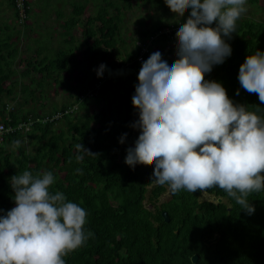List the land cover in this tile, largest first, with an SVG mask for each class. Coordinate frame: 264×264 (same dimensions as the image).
Instances as JSON below:
<instances>
[{
	"label": "trees",
	"instance_id": "16d2710c",
	"mask_svg": "<svg viewBox=\"0 0 264 264\" xmlns=\"http://www.w3.org/2000/svg\"><path fill=\"white\" fill-rule=\"evenodd\" d=\"M15 4L16 0H7L18 22ZM36 5L43 9L46 4ZM24 6L27 21L32 13L29 0H24ZM92 6L84 20L77 17L86 11L84 5L74 6V17L66 21L63 13L56 11L57 25L45 30L50 42L61 39L69 44L72 40L70 51L82 57L80 64L87 70L74 78L79 85L84 84L83 89L76 90L74 102L59 108L53 105L42 113L38 112L44 109L42 97L41 102H35L39 107L35 111L8 109L9 97L17 93L14 84L6 86L5 81L16 72L10 66L19 59V43L27 41V50L37 46L34 59L27 62L29 68L20 73L26 80L33 70L31 81L38 85V90H27L29 82L24 85L23 90L30 91L25 103L35 99V92L46 95L49 87L45 83L51 88V82H62L60 76L66 72L67 59L60 58L67 52L57 44L58 48L52 49H59L56 61L47 62L44 56L39 61L44 54L39 44L41 34L34 35L26 22L21 30L9 34L0 24V124L15 128L19 123H28L26 131L4 135L0 143V214L14 207L10 187L13 175L51 171L55 176L51 191L63 192L68 200L87 210L84 229L92 233L81 247L64 257L66 264H264V191L249 195L255 212L248 215L219 187L206 193L181 190L173 194L167 185L152 183L153 162L137 161L133 166L125 159L128 145L135 142L141 130L135 123L139 107L131 104L139 69L158 45L163 46L164 55L176 53L178 35L169 41L167 32L177 27L173 20L176 9L167 0H101ZM246 6L247 14L237 21L236 32L225 38L232 55L214 66L205 79L221 83L234 103L264 109L258 94L244 90L237 78L245 58L256 50L264 51V0H248ZM133 7L152 13L135 21L137 30H127L126 37H122L127 11ZM189 12L182 14L183 23ZM257 15L262 17L257 19ZM78 23L83 26L72 33V25L76 27ZM2 47L8 53L2 52ZM101 64L106 68L98 77ZM92 102L101 105L100 110L91 109ZM125 133L121 144L119 139ZM79 143L93 155L78 161L75 146ZM202 194L216 201L201 199ZM163 195L167 197L160 201ZM146 200L152 209L145 207ZM215 237L214 243L205 244V240ZM194 255L198 257L196 263L191 262Z\"/></svg>",
	"mask_w": 264,
	"mask_h": 264
},
{
	"label": "clouds",
	"instance_id": "9594fccd",
	"mask_svg": "<svg viewBox=\"0 0 264 264\" xmlns=\"http://www.w3.org/2000/svg\"><path fill=\"white\" fill-rule=\"evenodd\" d=\"M167 3L181 14L190 12L184 23L167 31L169 41L178 35L177 58L170 60L158 45L139 69L131 104L139 107L135 123L141 130L125 159L133 166L153 162L152 183L167 185L173 194L219 187L251 215L255 207L249 195L264 191V109L234 103L221 83L205 79L232 55L225 38L236 32L248 0ZM105 68L99 66L98 77ZM237 78L264 102V51L248 55ZM75 147L78 161L93 155L82 143ZM10 180L14 207L0 214V264H66L64 257L92 235L84 229L87 210L63 192L51 191V171H24Z\"/></svg>",
	"mask_w": 264,
	"mask_h": 264
},
{
	"label": "rangeland",
	"instance_id": "374dc122",
	"mask_svg": "<svg viewBox=\"0 0 264 264\" xmlns=\"http://www.w3.org/2000/svg\"><path fill=\"white\" fill-rule=\"evenodd\" d=\"M50 0H44L43 3H45L47 6L49 4ZM54 3L60 4L58 11H61V13H63L64 15V21L69 20L73 14H74V6L76 7H80L83 6L86 7V11L84 13H82L80 16H77L78 18L80 17L81 20H84L83 16L84 14H90L91 10H93V4H95L96 2L98 3L101 0H53ZM63 3V4H62ZM7 4H1L0 3V24L2 23L3 18L5 17V13L7 12L5 7ZM44 5V6H46ZM247 10L245 13H243V15L247 14L248 11V6H246ZM49 9L51 8H46L43 12V18L47 23V26H56L57 23H52L50 22V20L52 18H49V13L51 12ZM152 10H148L147 9H142L139 10L137 9V7H133L132 10L127 11L128 14V18L126 20V24L124 25V28L122 30V37H126V31L128 30L129 33H132L133 31L137 30V27L135 26V21H140L141 19H143L146 15L147 12H151ZM56 13V10H53V14ZM59 13V12H57ZM183 14V13H182ZM182 14L179 12L178 9H176V13L174 16V23L176 24H180L183 23L182 19ZM74 17V16H73ZM262 16L261 15H257L256 18L260 19ZM30 18L32 21V30L35 32L36 31V26H35V21L37 18V15L34 14L33 12L30 14ZM60 22H62L60 20ZM15 29H22V26H17L14 22L13 25ZM83 26V23H78V25H76V27H74L72 25L71 29H72V33H75L73 30H78L77 27H81ZM31 37L33 36V34L30 35ZM41 39L39 41V44L43 45V52L44 54L38 57L42 58L43 56L46 57L47 62L50 61H56L58 59L57 56V52L58 50L52 51V49H56L58 48V46H62V49H65L64 51L67 52L66 56L61 57L60 60L62 59H67V66L65 67V74H61L60 78L62 79V82H51L52 86L50 88V86L45 83L44 85L49 87V91L45 93L41 94V91L35 92L36 97L38 96V98L32 99L33 101L31 102H27L25 103L24 100L26 99V96L29 95L30 91H27L28 89H32V90H38V85L36 83V81H31V77H33L32 74H34V71H31V75L26 77V80L24 79V77H21L20 73L22 71L26 70L29 68L27 67V62L29 60L32 61V58L34 55V53L32 51L27 52L25 50L26 47L28 46H24L25 43H27V41L25 40H21V42L19 44H21V55H19V59L15 60L14 63L10 66V70H15V73H11L8 80H6V86H11V84H14L13 89L14 92L17 94H14L13 96L15 97H9L10 99L8 100V109H17L18 111H26V110H32L35 111L36 109H39L38 104H36L35 102H41V97L43 98V100H45L43 102L44 105V109L38 111L39 113H42L44 111H49L51 110L52 106L54 105L55 107L59 108L62 104H69L71 102H74L75 100V96L77 91H79L80 89L84 88V84L79 85L78 83H76V77H80V75H83V72L86 71L87 69L84 67V65L80 64L82 57L81 56H73V51L71 52L70 50L73 49V41L71 40L69 44L64 43L61 39H58L57 41H53L50 42L47 38L45 33L41 34ZM29 42L31 43L32 41H30V39H28ZM81 40H83V38H81ZM13 41H15L13 39ZM12 41V42H13ZM17 42V41H16ZM58 44V46H56ZM56 46V47H54ZM54 47V48H53ZM19 50V48H18ZM20 51V50H19ZM2 52L8 53V50L5 47H2ZM170 59L175 60L176 57V53H173L172 55L168 56ZM36 58V57H35ZM40 61V60H39ZM54 64V63H53ZM63 65V64H61ZM32 69V68H31ZM57 72H61L60 70H56ZM56 76V74H55ZM86 76V75H85ZM84 77V76H82ZM34 78V77H33ZM56 78V77H54ZM74 79V80H73ZM25 80V81H24ZM63 81L65 83H63ZM29 82V83H28ZM27 90L26 88L23 90L24 85L27 84ZM56 84H60V85H56ZM51 89V90H50ZM77 90V91H76ZM54 91H58L56 95H53L52 92ZM26 93V94H25ZM26 95V96H25ZM41 95V96H40ZM92 107H90L93 110H100V106L101 105H97L95 103L92 102L91 104ZM90 109V110H91ZM11 148V147H10ZM26 148L28 150H31L30 144H26ZM149 194V191H148ZM166 195H163L160 198V201L166 199ZM204 200H209L212 202H215L216 199L214 197L211 196H207L205 194H202V198ZM145 207H147L148 209H152V207L149 205V203L147 202V200L144 202Z\"/></svg>",
	"mask_w": 264,
	"mask_h": 264
},
{
	"label": "crops",
	"instance_id": "0c3cea01",
	"mask_svg": "<svg viewBox=\"0 0 264 264\" xmlns=\"http://www.w3.org/2000/svg\"><path fill=\"white\" fill-rule=\"evenodd\" d=\"M43 1L44 0H29L30 9H31L30 12H33L34 14L37 15V18H36V21H35L36 31L34 32L32 30L33 24H32V21H31L30 17H29V20H28V23H27L26 26H28V29L32 33H34V35L46 33L45 30L48 29V28L49 29L51 28V26H47L48 22H46L44 20V18H43V12H44V10L47 7L51 8V9H49L51 12L49 13L48 16H49V18H52L50 20V22L52 24L55 23V19H56V15H57L56 13L53 14V10H56L57 12H59L58 9H59L60 4L56 5V3H54L53 0H50L48 6L47 5L44 6L43 9L42 8H38V5H36V4L37 3H41L42 4ZM0 3L1 4H7V0H0ZM5 9H6L7 12L5 13V17L3 18L2 23H1L2 28L4 27L3 32L8 33V34L9 33H16L17 32L16 30H21V29H15L14 26H12L13 22H14L13 13H12L11 10H9L8 5H6ZM13 39H15V38H13ZM29 48L30 49H28V50L25 48V50L27 52L32 51L34 53V51L37 49V46H34V48L32 46H30ZM19 50H20L19 51L20 52L19 55H21L22 51H21V49H19ZM34 55H36V54L34 53ZM0 64H2V61L0 62Z\"/></svg>",
	"mask_w": 264,
	"mask_h": 264
},
{
	"label": "built area",
	"instance_id": "2783aa9c",
	"mask_svg": "<svg viewBox=\"0 0 264 264\" xmlns=\"http://www.w3.org/2000/svg\"><path fill=\"white\" fill-rule=\"evenodd\" d=\"M16 8H17V11H18V15H19V18H18V23H23L25 22V6H24V0H16ZM25 126V127H24ZM16 130H19V131H26L27 128H28V123H22V124H19L17 127ZM14 129L13 127H6L2 124H0V140H1V136L3 134H9V133H13L14 132Z\"/></svg>",
	"mask_w": 264,
	"mask_h": 264
},
{
	"label": "water",
	"instance_id": "95a60500",
	"mask_svg": "<svg viewBox=\"0 0 264 264\" xmlns=\"http://www.w3.org/2000/svg\"><path fill=\"white\" fill-rule=\"evenodd\" d=\"M220 200H221V199H218L219 202H220ZM162 216L164 217V220L167 222V221H168V219H167V215H166L165 213H163ZM216 240H217V237H215V238H214L213 240H211V241H206V240H205V244L210 245L211 243H214ZM197 259H198L197 255H194V256L191 258V262H192V263H196V262H197Z\"/></svg>",
	"mask_w": 264,
	"mask_h": 264
}]
</instances>
